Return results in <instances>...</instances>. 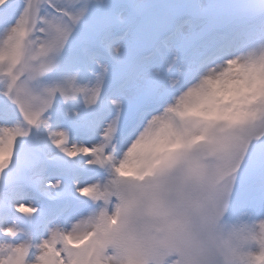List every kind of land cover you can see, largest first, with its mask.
<instances>
[{
	"label": "snow or ice",
	"instance_id": "snow-or-ice-1",
	"mask_svg": "<svg viewBox=\"0 0 264 264\" xmlns=\"http://www.w3.org/2000/svg\"><path fill=\"white\" fill-rule=\"evenodd\" d=\"M0 264H264V0H0Z\"/></svg>",
	"mask_w": 264,
	"mask_h": 264
}]
</instances>
